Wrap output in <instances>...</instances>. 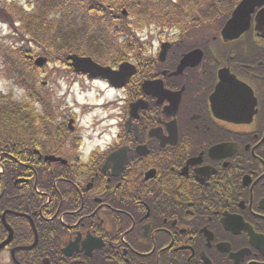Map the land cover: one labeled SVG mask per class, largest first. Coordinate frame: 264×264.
Segmentation results:
<instances>
[{"label": "flooded vegetation", "instance_id": "flooded-vegetation-1", "mask_svg": "<svg viewBox=\"0 0 264 264\" xmlns=\"http://www.w3.org/2000/svg\"><path fill=\"white\" fill-rule=\"evenodd\" d=\"M200 1L122 95H0V264H264V0Z\"/></svg>", "mask_w": 264, "mask_h": 264}, {"label": "trees", "instance_id": "trees-1", "mask_svg": "<svg viewBox=\"0 0 264 264\" xmlns=\"http://www.w3.org/2000/svg\"><path fill=\"white\" fill-rule=\"evenodd\" d=\"M74 1L52 0L53 4L50 2L49 5L38 0L31 13L12 4L10 10H0V18L13 27L17 21L22 24L23 21H27V27H23L28 31L33 29L31 39L46 49L51 47L55 49L58 45L63 59L71 52L97 57V49L113 47L114 41L107 33L109 29H113V23L117 20L116 15L121 14L122 7H127L129 14L136 17V25L143 26L156 24V22H180L187 6L184 1L181 6H178L171 4L168 0H76L77 3ZM73 4H76V10L87 8L88 12L90 9V13L81 15L73 12ZM150 7H153L157 14H149ZM52 12H55L56 17L51 18ZM125 18L124 25L130 30V17ZM114 29V33L121 36L122 32Z\"/></svg>", "mask_w": 264, "mask_h": 264}, {"label": "rangeland", "instance_id": "rangeland-1", "mask_svg": "<svg viewBox=\"0 0 264 264\" xmlns=\"http://www.w3.org/2000/svg\"><path fill=\"white\" fill-rule=\"evenodd\" d=\"M12 0H0V5H4L5 7H9V5L11 4ZM18 1L19 5L17 4L19 9H23L21 6H28V2L31 0H16ZM44 3H48L50 5V2L48 0H42ZM76 1V0H75ZM74 3H77L75 2ZM190 1V0H189ZM215 2H211L209 3V5L211 7H213V5H215ZM191 7H194L193 3L191 2ZM218 8H222L221 5L217 6ZM72 10L73 12L79 13L81 15L85 14V13H90V9L89 12L87 10V8L85 9H81L80 11L76 10V4H73L72 6ZM55 11V9L53 10ZM149 14H155V10L154 8L150 7V10L148 12ZM157 14V13H156ZM56 17V15L54 14V12L51 13V18ZM50 18V19H51ZM131 21L135 22L136 17L131 16ZM135 27V26H134ZM160 26L158 25H152L151 27H145L143 29H147L149 30V28L153 29V28H158ZM136 31H138L139 29L135 27ZM14 29H12V25L1 19L0 20V46L3 49H7V48H22V47H26V48H33L31 46L32 43L29 42V40L26 41H20L19 38L20 36H17L16 34H13ZM166 34V33H165ZM165 34H159L158 36L154 35V44L156 45L157 43H159L162 40H166L167 36ZM141 37H143L144 41H146V38L149 36V32H145V34H140ZM169 36H171L169 34ZM169 38V37H168ZM35 45V42H34ZM40 49V48H37ZM34 50L35 47H34ZM40 50H37V52ZM99 54L104 58V59H109L111 57V52L108 48L102 49V50H98ZM8 53L12 56V64L16 65V69L11 68L6 66V75L7 77L12 78L15 83L17 85H19V83L21 82V80H23L24 78H27L28 81L30 83H34V79L35 76L38 75V72H34L32 71L29 67L21 64V61L18 59L17 55L11 51H8ZM2 54V53H0ZM57 69L58 71H60L57 74H52V78H49L50 83L48 84V89H49V93H45L42 95H50V93H54V95H122V92H117L115 90H108V89H104L106 88L105 86H97V85H92L91 82L85 81L83 79H80L78 84H71V80L68 81V79L65 77V73H66V69L65 67L61 64V63H52L51 65H49V69ZM48 69V70H49ZM61 77L62 79H58L55 80L56 83L54 85H51V81L52 79H56ZM2 77L0 76V89L5 91L6 93H10L12 95H25V91L20 88L19 86H17L13 80L9 81H3L1 79ZM39 80H48V75L45 74L42 76L41 72L38 75ZM85 88V89H82ZM89 88V91L84 92L82 90H87ZM104 89V90H103ZM51 90V92H50ZM113 96V97H114Z\"/></svg>", "mask_w": 264, "mask_h": 264}, {"label": "water", "instance_id": "water-1", "mask_svg": "<svg viewBox=\"0 0 264 264\" xmlns=\"http://www.w3.org/2000/svg\"><path fill=\"white\" fill-rule=\"evenodd\" d=\"M248 2L249 1H244L240 5V7L235 12L233 18L228 22L227 28H230L231 30L234 27L235 23L237 22L239 11L243 8H246L248 6ZM68 59L73 61L72 65L75 66V69L77 71L89 73V75L93 77L101 76V77L109 78L111 80H113L115 77L120 75L123 72L125 66L127 65L124 64L121 67V71H113L110 67H104L94 62L93 59L90 57H80L78 55H70ZM45 60H46L45 58H40L37 61V63L42 64Z\"/></svg>", "mask_w": 264, "mask_h": 264}]
</instances>
